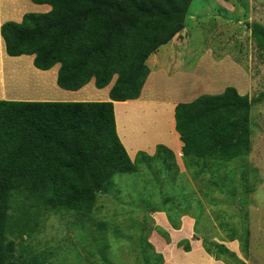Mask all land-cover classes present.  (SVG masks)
<instances>
[{
    "label": "trees",
    "instance_id": "1",
    "mask_svg": "<svg viewBox=\"0 0 264 264\" xmlns=\"http://www.w3.org/2000/svg\"><path fill=\"white\" fill-rule=\"evenodd\" d=\"M29 1L50 10L1 25L9 57L33 56L34 67L42 71L59 65L56 84L67 91L91 80L96 89L115 81L107 102L0 100V264H22L14 256L15 239L33 232L32 208L87 216L115 175L137 171L138 158L130 160L117 135L113 102L139 98L150 73L147 60L183 31L193 0ZM249 27L264 57V27ZM263 100L264 92L250 98L229 86L177 104L175 130L186 166L202 163L214 181L223 164L246 157L251 107ZM163 148L157 147L155 157ZM13 203L18 205L14 217ZM203 247L225 264H244L223 244ZM29 261L37 264L38 258L32 255ZM154 264H162V258Z\"/></svg>",
    "mask_w": 264,
    "mask_h": 264
},
{
    "label": "rangeland",
    "instance_id": "2",
    "mask_svg": "<svg viewBox=\"0 0 264 264\" xmlns=\"http://www.w3.org/2000/svg\"><path fill=\"white\" fill-rule=\"evenodd\" d=\"M224 1L228 10L215 0L192 1L184 30L167 44L168 65L171 71L183 66L181 72L195 73L200 86L191 96L217 95L230 86L256 98L264 92V57L249 26L264 27V0ZM250 129V153L223 164L214 181L202 163L189 168L183 157L176 164L163 152L136 157L137 171L115 175L109 192L96 195L87 216L32 208L34 230L15 239L14 256L22 264H32V255L37 264H105V259L154 264L162 256L149 242L155 230L152 213L165 209L173 217L176 201L182 208L184 201L198 219L203 245L211 248L216 239L236 236V257L244 264H264V100L251 107ZM17 208L11 205L13 217ZM246 233L247 249L242 241Z\"/></svg>",
    "mask_w": 264,
    "mask_h": 264
},
{
    "label": "crops",
    "instance_id": "3",
    "mask_svg": "<svg viewBox=\"0 0 264 264\" xmlns=\"http://www.w3.org/2000/svg\"><path fill=\"white\" fill-rule=\"evenodd\" d=\"M215 1L218 6L227 9L224 0ZM49 10L50 6L36 5L29 0H0V27L8 21L20 22L25 13H45ZM167 50L166 44L147 60L150 73L138 99L113 102L116 132L131 161L139 153H143L144 158L155 157L158 146L164 147L162 151L176 164L177 158L182 157L183 144L175 130L174 110L177 104L194 100L197 96L190 94L199 90L200 85L195 79V73L181 72L183 66H172V71L170 70L168 60L171 56ZM58 68L59 65H55L42 71L34 67L33 56L9 57L0 35V100L110 101L109 91L115 77L103 89H94V80H91L77 91H67L56 84ZM48 77L52 79L49 80ZM242 91L241 94L246 90ZM183 203L185 206L182 208L176 201L177 212L173 217L165 209H156L152 213L155 230L151 233L149 242L155 252L162 256V264H225L206 252L202 244L203 238L198 234V219L196 215L193 216L191 205ZM215 241L234 253L239 246L238 239ZM229 244H232V249ZM186 246H189L188 251L184 249Z\"/></svg>",
    "mask_w": 264,
    "mask_h": 264
}]
</instances>
